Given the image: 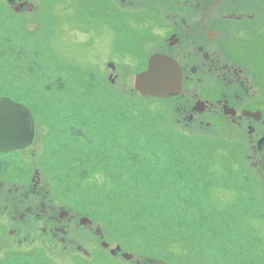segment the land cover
Wrapping results in <instances>:
<instances>
[{"label": "rangeland", "instance_id": "374dc122", "mask_svg": "<svg viewBox=\"0 0 264 264\" xmlns=\"http://www.w3.org/2000/svg\"><path fill=\"white\" fill-rule=\"evenodd\" d=\"M55 3L31 19L40 24L22 27L0 0V95L33 111L36 138L26 154L39 153L55 203L76 217L69 231L57 222L63 230L43 239L36 222L10 234L11 211L0 208V264H264L261 176L215 130L190 132L178 123L173 100L133 90L126 73L147 45L137 39L128 43L137 54L122 51L137 17ZM109 62H122L114 83L104 80ZM85 216L92 228L80 226ZM102 241L132 260L113 256Z\"/></svg>", "mask_w": 264, "mask_h": 264}, {"label": "flooded vegetation", "instance_id": "af4514ba", "mask_svg": "<svg viewBox=\"0 0 264 264\" xmlns=\"http://www.w3.org/2000/svg\"><path fill=\"white\" fill-rule=\"evenodd\" d=\"M67 1V8L99 7L122 14L132 12L137 17L141 23L130 22L129 25L138 28L128 26V35L124 38L127 43L122 51L125 58L139 52H134L128 43L137 45L140 42L135 44V41L143 39L147 45V65L154 54L170 56L178 62L182 90L177 96L168 98L176 103L178 123L190 131L215 130V134L228 139L235 151L247 157L250 166L261 176L255 183L262 189L259 197L263 201L264 0ZM55 2L5 0L7 8L20 15L17 21L21 26L29 24L41 10L51 13ZM23 13L26 18L20 19ZM26 152L0 153V193L6 202L1 209L11 211L10 234H15L19 226L16 221L22 219L27 220L26 223L36 222L35 232L54 238L63 230L56 223L64 226L67 222L69 231L76 214L69 211L57 221V214L60 217L65 208L58 206L36 180L42 179L39 153L34 150L29 157ZM23 182L26 188L19 192ZM9 185L17 187L16 191ZM33 198L37 201L31 202ZM23 205L25 216H15ZM60 242L66 249L67 237H60Z\"/></svg>", "mask_w": 264, "mask_h": 264}, {"label": "water", "instance_id": "95a60500", "mask_svg": "<svg viewBox=\"0 0 264 264\" xmlns=\"http://www.w3.org/2000/svg\"><path fill=\"white\" fill-rule=\"evenodd\" d=\"M134 88L142 96L156 98H167L179 94L182 89V75L178 63L163 54L153 55L147 69L136 74ZM35 131L32 110L10 97L0 96V152L25 148L32 143ZM81 224H92V221L83 217ZM102 244L104 247L109 246L107 242ZM119 250L118 245L112 253L115 254ZM124 257L131 259L132 255L125 253Z\"/></svg>", "mask_w": 264, "mask_h": 264}, {"label": "bare ground", "instance_id": "6f19581e", "mask_svg": "<svg viewBox=\"0 0 264 264\" xmlns=\"http://www.w3.org/2000/svg\"><path fill=\"white\" fill-rule=\"evenodd\" d=\"M10 16H12L11 14H9ZM31 20V19H30ZM30 24H33V25H35V24H40V21H33V20H31V22L28 24V23H25V24H23L22 25V27H29V25ZM155 55V54H154ZM153 56V55H152ZM151 56V57H152ZM150 57V58H151ZM170 57V56H169ZM170 58H172V57H170ZM146 59H147V56L145 55L144 57H143V60H142V62H140V63H138L137 65H134V66H132V70L131 69H128L127 70V73L126 74H130V72L131 73H133V90H135V88H134V82H135V76H136V74L137 73H140V72H142V71H144V70H146L147 69V61H146ZM150 60V59H149ZM110 63V64H109ZM108 63V66H109V68L111 69L110 70V73H108L109 74V77L107 78V79H104L106 82H110V83H113V81L115 80V76H114V74L115 73H117V71L119 70V66L122 64V62H119V63H117V64H115V63H113V62H109ZM148 63H149V61H148ZM115 64V65H114ZM135 70V71H134ZM98 73H99V71H97ZM55 83H56V81H54ZM93 96H92V100H95V102H99L98 100H97V95H95V94H92ZM0 96H2V95H0ZM10 98H12V97H10ZM12 99H14V98H12ZM15 101H17V102H19V103H22V104H24V105H26L25 103H23V102H21V101H18V100H16V99H14ZM111 102H113V98H112V100H111ZM27 106V105H26ZM33 112V111H32ZM33 118H34V122H35V129H36V119H35V116H34V113H33ZM189 131H190V129H188ZM191 132V131H190ZM99 137V136H98ZM35 138H36V134H35V136H34V139H33V141H32V143L30 144V145H28V146H26L25 148H19V149H16L17 151H21V152H24V151H27V150H24V149H26V148H29V147H31V146H33V144H34V142H35ZM15 150H13V151H11V152H14ZM67 151H69V150H67ZM64 152V151H63ZM69 152H71V151H69ZM66 154H68V152H66ZM75 155H77V152H75ZM88 155V157H89V154H87ZM93 155H95V153H91L90 152V158H89V160H91V161H95V159H94V157H93ZM98 158H99V156H98ZM97 158V159H98ZM96 159V160H97ZM41 162V161H40ZM43 167H44V164L43 163H41V167H40V169H39V172H42V169H43ZM37 174H38V172H37ZM41 176H42V174H41ZM36 180L40 183V184H42L45 188H46V190H47V192H48V194H50V195H52L53 194V189L51 188V186L45 181V180H43V176H42V179L41 178H36ZM25 183L23 182L21 185H20V187H19V192H22L26 187H25ZM9 188L11 189L12 188V190L13 191H16V188L17 187H14L13 185H9ZM256 191H262V189H257ZM0 197H1V199H3V200H1V202H0V208H2L5 204H6V202L4 201V198H3V196H2V194L0 193ZM263 202H264V200H263ZM19 208H20V206H19ZM64 212V211H63ZM25 212L23 211V212H19V211H17V213L16 214H14L15 216H20V215H22L23 217L25 216V214H24ZM65 217V216H64ZM63 217V218H64ZM87 217V216H86ZM63 218H60V219H63ZM11 219H12V214H11ZM13 220V219H12ZM26 221L27 220H22V219H19L18 221H16V223L17 224H19V225H21V223H26ZM37 237L38 238H43V239H47V238H49L48 236H42L41 234H38L37 235ZM52 238V237H51ZM53 239V238H52ZM19 243H20V240H19ZM33 243H34V241H33ZM32 243V244H33ZM33 245H35V244H33ZM80 253L82 252V253H84L86 256H88V255H90V253L88 252H85V251H79ZM79 254V253H78ZM132 255V258H133V254H131ZM131 258V259H132Z\"/></svg>", "mask_w": 264, "mask_h": 264}, {"label": "trees", "instance_id": "16d2710c", "mask_svg": "<svg viewBox=\"0 0 264 264\" xmlns=\"http://www.w3.org/2000/svg\"><path fill=\"white\" fill-rule=\"evenodd\" d=\"M74 155H75V154H74ZM77 155H78V154H77ZM94 162H95V161H91V160L88 161V163H94Z\"/></svg>", "mask_w": 264, "mask_h": 264}]
</instances>
